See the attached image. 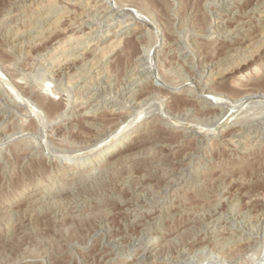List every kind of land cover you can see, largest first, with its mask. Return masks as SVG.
Masks as SVG:
<instances>
[{"label": "rangeland", "instance_id": "obj_1", "mask_svg": "<svg viewBox=\"0 0 264 264\" xmlns=\"http://www.w3.org/2000/svg\"><path fill=\"white\" fill-rule=\"evenodd\" d=\"M263 24L264 0H0V264H264Z\"/></svg>", "mask_w": 264, "mask_h": 264}, {"label": "bare ground", "instance_id": "obj_2", "mask_svg": "<svg viewBox=\"0 0 264 264\" xmlns=\"http://www.w3.org/2000/svg\"><path fill=\"white\" fill-rule=\"evenodd\" d=\"M114 4H115V3H114ZM125 7H126V6H125ZM142 7H143V6H142ZM144 7H145V6H144ZM144 7H143V8H144ZM234 7H235V6H234ZM123 8H124V7H123ZM127 8H128V7H127ZM130 8H131V7H130ZM143 8H142V9H143ZM110 9H111V8H110ZM120 9H121V7H120ZM131 9H132V8H131ZM138 9H139V8H138ZM142 9H141V10H142ZM123 10H124V9H123ZM127 10L129 11V9H127ZM127 10H124V12L127 11ZM145 10H146V9H145ZM129 12H130V11H129ZM131 12H132V11H131ZM134 12H136V11H134ZM134 12H132V13H134ZM143 12H144V10H142V13H143ZM121 13H122V12H121ZM122 14H123V13H122ZM124 14H125V13H124ZM120 15H121V14H120ZM126 15H127V14H126ZM60 16H61V15H60ZM123 16H124V15H123ZM130 16H131V15H130ZM132 16H133V15H132ZM132 16H131V17H132ZM125 17H126V16H125ZM131 17H130V18H131ZM133 17H134V16H133ZM135 18H136V17H135ZM230 18H231V17H230ZM240 18H241V17H240ZM57 19H58V18H57ZM59 19H60V17H59ZM140 19H141V18H140ZM242 19H243V18H242ZM128 21H129V20H128ZM130 21H131V19H130ZM56 22H58V21H56ZM137 22H138V21H137ZM55 25H56V24H55ZM125 25H126V24H125ZM263 25H264V24H263ZM56 26H57V25H56ZM121 26H122V25H121ZM226 26H227V25H226ZM53 28H54V26H53ZM51 29H52V28H51ZM231 29H232V28H231ZM134 30H135V29H134ZM228 31H229V30H228ZM263 31H264V30H263ZM115 33H116V32H115ZM250 33H251V32H250ZM226 34H227V33H226ZM67 37H68V36H67ZM68 38H69V37H68ZM68 38H67V39H68ZM121 38H122V37H121ZM123 38H124V37H123ZM136 38H137V37H136ZM255 38H256V37H255ZM257 38H258V37H257ZM71 39H72V38H71ZM113 39H114V38H113ZM125 39H126V38H125ZM109 40H110V39H109ZM126 40H127V39H126ZM126 40H125V41H126ZM259 40H260V39H259ZM263 40H264V39H263ZM65 41H66V40H65ZM133 41H134V40H133ZM66 42H67V41H66ZM119 42H120V41H119ZM222 42H223V41H222ZM230 42H231V41H230ZM250 42H251V41H250ZM63 43H64V42H63ZM245 43H246V42H245ZM61 44H62V42H61ZM114 44H115V43H114ZM114 44H113V45H114ZM262 44H263V43H262ZM62 45H63V44H62ZM108 45H110V44H108ZM118 45H119V44H118ZM118 45H117V46H118ZM128 45H129V44H128ZM256 45H257V43H256ZM105 46H106V45H105ZM55 47H56V46H55ZM58 47H59V46H57V48H58ZM111 47H112V45H111ZM118 47H119V46H118ZM60 48H61V47H60ZM62 48H63V47H62ZM104 48H105V47H104ZM108 48H109V47H108ZM113 48H114V47H113ZM238 48H240V47L238 46ZM113 50H114V49H113ZM254 50H255V48H254ZM256 50H259V49H256ZM114 51H115V50H114ZM244 52H245V51H244ZM108 53H109V52H108ZM254 53H255V52H254ZM139 54H140V53H139ZM244 55H245V54H244ZM140 56H141V54H140ZM228 58H229V57H228ZM137 59H138V58H137ZM239 60H241V59H239ZM239 62H240V61H239ZM245 62H246V61H245ZM240 64H241V63H240ZM244 64H245V63H244ZM233 65H234V64H233ZM233 65H232V67H233ZM234 66H236V65H234ZM243 66H244V65H243ZM251 66H252V65H251ZM232 67H231V68H232ZM238 67H239V66H238ZM3 69H4V68H3ZM213 69H214V68H213ZM217 69H218V68H217ZM256 69H257V68H256ZM157 70H158V69H157ZM232 70H233V69H232ZM232 70H231V71H232ZM160 71H161V70H160ZM229 71H230V70H229ZM250 71H251V69H250ZM253 71H256V72H257L258 69L255 70V68H254V69H252V72H253ZM7 72H9V71H7ZM217 72H218V71H217ZM248 72H249V71H248ZM252 72H251V73H252ZM157 73H159V71H158ZM166 73H167V72H166ZM222 73L224 74V72H222ZM251 73H249V75H251ZM220 74H221V72H220ZM253 74H254V73H253ZM255 74H256V73H255ZM164 75H165V73H164L162 76H164ZM168 75H169V74H168ZM211 75H212V74H211ZM4 76H5V75H4ZM4 76H3V77H4ZM166 76H167V75H166ZM234 76H235V75H234ZM256 76H257V75H256ZM3 77L1 76V79H2ZM167 77H168V76H167ZM223 77H224V76H223ZM244 77H245L244 79H245V81H246V78H247L248 76L246 77V75H245ZM163 78H164V77H163ZM163 78H162V80H163ZM170 78H171V77H170ZM199 78H200V76H199ZM216 78H217V77H216ZM242 78H243V75H242V76H241V75H238V77H237V79H236L237 82L240 83V81L242 80ZM248 78H249V77H248ZM251 78H252V77H251ZM4 79H5V78H3V80H4ZM7 79H8V78H7ZM11 79H12V78H11ZM14 79H15V78H14ZM164 79H165V78H164ZM166 79H167V78H166ZM166 79H165V80H166ZM230 79H231V78H230ZM230 79H229V82H230ZM3 80H2V81H3ZM165 80H163V81L165 82ZM168 80H169V79H168ZM168 80H167V81H168ZM236 80L234 79V81H235V83H234L235 86H236L237 84H239V83L236 82ZM239 80H240V81H239ZM11 81H12V80H11ZM15 81H16V80H15ZM169 81H170V80H169ZM205 81H206V80H205ZM4 82H5V81H4ZM12 82H13V81H12ZM164 82H163V83H164ZM173 82H174V81H173ZM226 82H227V81H226ZM247 82H248V80H247ZM247 82H246V83H247ZM2 83H3V82H2ZM166 83H167V82H166ZM174 83H175V82H174ZM231 83H232V82H231ZM19 84H20V83H19ZM46 84H47V83H46ZM169 84H170V82H169ZM234 84H233V85H234ZM241 84H242V83H241ZM243 84H244V83H243ZM249 84H250V83H249ZM2 85H3V84H2ZM176 85H177V84H176ZM228 85H229V84H228ZM231 85H232V84H231ZM244 85H245V84H244ZM6 86H7V85H6ZM19 86H23L22 83H21V85H19ZM44 86H45V85H44ZM168 86H169V85H168ZM241 86H242V85H241ZM245 86H246V85H245ZM16 87H18V86H16ZM49 87H50V86H49ZM148 87H149V86H148ZM154 87H155V86H154ZM227 87H228V86H227ZM229 87H230V86H229ZM236 87H237V86H236ZM238 87H240V86H238ZM30 88H31V87H30ZM32 88H33V87H32ZM50 88H51V87H50ZM240 88H241V87H240ZM254 88H255V87H254ZM33 89H34V88H33ZM188 89H189V88H188ZM188 89H187V90H188ZM231 89H232V88H231ZM12 90H14V89H12ZM19 90H21V89H19ZM51 90H52V89H51ZM128 90H129V89H128ZM134 90H135V89H134ZM150 90H151V89H150ZM193 90H194V89H193ZM232 90H233V89H232ZM14 91H15V90H14ZM248 91H249V90H248ZM15 92H16V91H15ZM50 92H51V91H50ZM87 92H88V91H87ZM109 92H110V91H109ZM109 92H108V93H109ZM152 92H153V91H152ZM157 92H158V91H157ZM240 92H241V90H240ZM97 93H98V92H97ZM144 93H145V92H144ZM155 93H156V91H155ZM196 93H197V92H196ZM196 93H195V94H196ZM210 93H211V91H210ZM213 93H214V92H213ZM236 93H237V92H236ZM250 93H251V92H250ZM262 93H263V92H262ZM55 94H56V93H55ZM91 94H92V93H91ZM117 94H118V93H117ZM156 94H157V93H156ZM214 94H215V93H214ZM240 94H241V93H240ZM257 94H258V93H257ZM18 95H19V94H18ZM151 95H152V94H151ZM198 95H199V93H198ZM204 95H205V94H204ZM206 95H207V94H206ZM218 95H219V94H218ZM235 95H236V94H235ZM259 95H261V94H259ZM39 96H40V95H39ZM98 96H99V95H98ZM143 96H144V94H143ZM147 96H148V95H147ZM147 96H146V97H147ZM163 96H164V95H163ZM216 96H217V95H216ZM250 96H251V95H250ZM42 97L45 98L44 96H42ZM48 97H49V96H48ZM52 97H53V95H52ZM111 97H112V96H111ZM118 97H119V96H118ZM140 97H141V96H140ZM146 97H145V98H146ZM211 97H212V96H211ZM218 97H219V96H218ZM235 97H236V96H235ZM247 97H248V96H247ZM251 97H252V96H251ZM260 97H261V96H260ZM22 98H23V97H22ZM38 98H39V97H38ZM40 98H41V97H40ZM98 98H99V97H98ZM164 98H165V97H164ZM212 98H213V97H212ZM221 98H222V97H221ZM45 99H46V98H45ZM127 99H128V97H127ZM138 99H139V98H138ZM231 99H232V98H231ZM231 99H230V100H231ZM236 99H237V98H236ZM241 99H242V98H241ZM261 99H262V98H261ZM89 100H90V99H89ZM122 100H123V99H122ZM122 100H121V101H122ZM24 101H25V99H24ZM24 101H23V103H26V102H27V100H26V102H24ZM50 101H51V100H50ZM52 101H53V100H52ZM132 101H133V100H132ZM214 101L217 103L218 100L215 99ZM14 102H15V101H14ZM41 102H42V101H41ZM48 102H49V101H48ZM57 102H58V101H57ZM73 102H74V101H73ZM77 102H78V101H77ZM93 102H94V101H93ZM235 102H236V101H235ZM235 102H234V104H237V103H235ZM46 103H47V102H45V104H46ZM52 103H53V102H52ZM52 103H51V104H52ZM81 103H82V102H81ZM89 103H90V102H89ZM100 103H101V102H100ZM103 103H104V102H103ZM127 103H128V102H127ZM138 103H140V102H138ZM33 104H34V103H33ZM49 104H50V103H49ZM51 104H50V105H51ZM67 104H68V103H67ZM73 104H74V103H73ZM97 104H98V103H97ZM128 104H130V103H128ZM136 104H137V103H136ZM213 104H214V103H213ZM228 104H229V102H228ZM29 105H31V107H32V103H31V102H30ZM93 105H94V104H93ZM108 105H109V104H108ZM137 105H138V104H137ZM249 105H250V104H249ZM25 106H26V108H28L27 105H25ZM39 106H40V105H39ZM43 106H44V105H43ZM57 106H58V105H57ZM63 106H64V105H63ZM71 106H72V105H71ZM229 106H230V105H229ZM231 106H232V105H231ZM7 107H8V106H7ZM31 107L29 106V109H31ZM35 107H36V106L33 105L32 108L34 109ZM47 107H48V109H50L49 106H46V109H47ZM74 107H76V106L74 105ZM79 107H80V106H79ZM81 107H82V106H81ZM86 107H87V106H86ZM166 107H167V106H166ZM236 107H237V105H236ZM23 108H24V107H23ZM36 108H37V107H36ZM67 108H68V107H67ZM84 108H85V107H84ZM97 108H98V107H97ZM192 108H193V107H192ZM237 108H238V107H237ZM3 109H4V108H3ZM15 109H16V108H15ZM33 109H31V110H33ZM48 109H47V110H48ZM53 109H55V111H56V108H53ZM61 109H62V106H61ZM93 109H94V108H93ZM103 109H104V108H103ZM187 109H188V108H187ZM34 110H35V109H34ZM34 110H33V111H34ZM36 110H37V109H36ZM108 110H109V109H108ZM110 110H111V109H110ZM110 110H109V111H110ZM132 110H133V109H132ZM184 110H185V109H184ZM213 110H214V109H213ZM213 110H212V111H213ZM17 111H18V110H17ZM17 111H16V112H17ZM27 111H28V109H27ZM38 111L41 112L40 110H38ZM51 111H52V110H50V112H51ZM63 111H64V110H63ZM63 111H62V112H63ZM82 111H83V110H82ZM85 111H86V110H85ZM90 111H91V110H90ZM185 111H186V110H185ZM202 111H203V110H202ZM218 111H219V110H218ZM36 112H37V111H36ZM36 112H33V113H36ZM47 112H48V111H47ZM53 112H54V110H53ZM57 112H58V111H56L55 113H57ZM78 112H79V111H78ZM94 112H95V111H94ZM120 112H121V111H120ZM125 112H126V111H125ZM131 112H132V111H131ZM131 112H130V113H131ZM262 112H263V111H262ZM23 113H24V112H23ZM29 113L31 114L30 110H29ZM43 113H44V112H43ZM191 113H192V112H191ZM214 113H215V112H214ZM24 114H25V113H24ZM37 114L40 115V114H42V113H38V112H37ZM63 114H65V111H64ZM63 114H62V115H63ZM83 114H84V113H83ZM85 114H86V113H85ZM102 114H103V111H102ZM104 114H105V113H104ZM111 114H112V113H111ZM114 114H115V113H114ZM160 114H161V113H160ZM164 114H165V112H164ZM21 115H22V114H21ZM88 115H89V114H88ZM105 115H106V114H105ZM208 115H209V114H208ZM215 115H216V114H215ZM33 116H34V115H33ZM36 116H37V115H36ZM36 116H35V117H36ZM40 116H41V115H40ZM40 116H39V117H40ZM51 116H52V115H51ZM102 116H103V115H102ZM109 116H110V115H109ZM123 116H124V115H123ZM129 116H130V115H129ZM160 116H161V115H160ZM216 116H217V115H216ZM216 116H214V117H216ZM223 116H224V115H223ZM223 116H221V117H223ZM37 117H38V116H37ZM42 117H43V114H42L41 118H42ZM54 117H55V116H54ZM62 117H63V116H62ZM96 117H97V116H96ZM96 117H95V118H96ZM114 117H115V116H114ZM119 117H120V116H119ZM161 117H162V116H161ZM63 118H64V117H63ZM85 118H86V117H85ZM89 118H90V117H89ZM89 118H88V119H89ZM93 118H94V117H93ZM100 118H101V117H100ZM100 118H99V119H100ZM116 118H117V117H116ZM141 118H142V117H141ZM218 118H219V117H218ZM17 119H18V118H17ZM44 119H45V118H44ZM110 119H111V118H110ZM129 119H130V118H129ZM3 120H4V119H3ZM67 120H68V119H67ZM95 120H96V119H95ZM125 120H126V119H125ZM262 120H263V119H262ZM18 121H19V120H18ZM30 121H31V120H30ZM40 121H41V120H40ZM84 121H85V120H84ZM98 121H99V120H98ZM183 121H184V120H183ZM215 121H216V120H215ZM220 121H221V120H220ZM222 121H223V120H222ZM222 121H221V122H222ZM224 121H225V119H224ZM226 121H227V118H226ZM1 122H2V121H1ZM19 122H20V121H19ZM19 122H18V123H19ZM44 122H45V121H44ZM51 122H52V121H51ZM100 122H101V121H100ZM125 122H126V121H125ZM130 122H131V121H130ZM140 122H141V121H140ZM174 122H175V121H174ZM188 122H189V121H188ZM216 122H218V121H216ZM216 122H215V123H216ZM5 123H6V122H5ZM24 123H25V122H24ZM83 123H84V122H83ZM102 123H103V122H102ZM105 123H106V122H105ZM111 123H112V122H111ZM116 123H117V122H116ZM127 123H128V122H127ZM218 123H219V122H218ZM228 123H229V122H226V123L223 124V125L221 124L220 127H223V126L227 125ZM26 124H27V123H26ZM26 124H25V125H26ZM29 124H30V123H29ZM123 124H124V123H123ZM123 124H122V125H123ZM129 124H130V123H129ZM191 124H192V123H191ZM253 124H254V123H253ZM259 124H261V123H259ZM21 125H22V127H23V124H21ZM21 125H19V127H20ZM101 125H102V124H101ZM125 125H126V123H125ZM127 125H128V124H127ZM127 125H126V126H123V128L121 129V132L127 128ZM250 125H251V124H250ZM250 125H249V126H250ZM3 126H4V125H3ZM32 126H33V125H32ZM194 126H195V125H194ZM215 126H216V124H215ZM262 126H263V125H262ZM22 127H21V128H22ZM50 127H51V126H50ZM62 127H63V126H62ZM66 127H67V126H66ZM98 127H99V126H98ZM120 127H121V126H120ZM134 127H135V126H134ZM192 127H193V125H192ZM21 128H20V129H21ZM26 128H27V127H26ZM28 128H29V127H28ZM32 128H33V127H32ZM32 128H31V129L29 128V130L32 131ZM45 128H46V127H45ZM53 128H55V127H53ZM24 129H25V128H24ZM33 129H34V128H33ZM64 129H65V128H64ZM75 129H76V128H75ZM113 129H114V128H113ZM118 129H119V128H118ZM201 129H202V128H201ZM209 129H210V128H209ZM249 129H250V128H249ZM1 130H2V129H1ZM7 130H8V129H7ZM7 130H6V131H7ZM16 130H17V129H16ZM86 130H87V129H86ZM195 130H196V129H195ZM199 130H200V128H199ZM204 130H205V129H203L202 131L204 132ZM206 130H207V129H206ZM214 130H216V129H214ZM214 130H213V131H214ZM240 130H241V129H240ZM17 131H18V130H17ZM19 131L21 132V130H19ZM31 131H30V132H31ZM34 131H35V129L33 130V132H34ZM52 131H53V130H52ZM76 131H77V130H76ZM127 131H128V130H127ZM127 131H125V132L119 134L118 136L114 137V140H113L112 142H110V144H106V145L103 146V144H102L103 142H102V143L97 144L96 146L92 147L91 150L89 149L90 152H91V151H94V148H96V149H95L96 151H94V152L88 154V155L86 156V158H87V159H91V158H93V157H95V156H96V158H100V157H103V156H105V155H108L109 152L112 151L113 149H115V147L117 146V142L115 143L114 141H116V140H117L118 138H120V137H122V139H120V143H121V145L126 144V143H123V140L126 139L125 137L127 136V134H126ZM209 131H210V130H209ZM209 131H208V132H209ZM211 131H212V127H211ZM12 132H13V131H12ZM12 132H11V133H12ZM74 132H75V131H74ZM87 132H89V128H88V131H87ZM90 132H92V131H90ZM183 132H184V131H183ZM200 132H201V130H200ZM48 133H49V132H48ZM48 133H47V135H48ZM52 133H53V132H52ZM52 133H51V134H52ZM115 133H116V132H115ZM115 133H113V134H115ZM256 133H257V132H256ZM12 134H13V133H12ZM27 134H28V133H27ZM49 134H50V133H49ZM51 134H50V135H51ZM113 134H112V135H113ZM204 134H205V133H204ZM207 134H208V133H207ZM214 134H215V133H214ZM1 135H3V134H1ZM52 135H53V134H52ZM76 135H77V134H76ZM86 135H87V134H86ZM86 135H85V136H86ZM104 135H105V134H104ZM116 135H117V133H116ZM48 136H49V135H48ZM102 136H103V135H102ZM110 136H111V135H110ZM110 136H109V137H110ZM114 136H115V135H114ZM206 136H207V135H206ZM0 137H1V136H0ZM6 137H7V136H6ZM20 137H21V136H20ZM22 137H23V136H22ZM22 137H21V138H22ZM25 137H26V136H25ZM57 137H58V135H57ZM62 137H63V136H62ZM107 137H108V136H107ZM58 138H59V137H58ZM39 139H40V138H39ZM49 139H50V138H49ZM53 139H54V138H53ZM55 139H56V138H55ZM59 139H60V138H59ZM107 139H108V138H107ZM0 140H2V139H0ZM21 140H22V139H21ZM92 140H93V139H92ZM105 140H106V139H105ZM118 140H119V139H118ZM17 141H18V140H17ZM54 141H55V140H54ZM66 141H67V140H66ZM68 141H69V140H68ZM197 141H198V140H197ZM254 141H256V140H254ZM32 142H33V141H32ZM94 142H95V141H94ZM96 142H97V141H96ZM113 142H114V144L111 145ZM200 142H201V141H200ZM8 143H9V142H8ZM48 143H49V142H48ZM59 143H60V142H59ZM62 143H63V142H62ZM64 143H65V142H64ZM211 143H212V142H211ZM28 144H30V142H29ZM60 144H61V143H60ZM60 144H58V145H60ZM85 144H86V143H85ZM14 145H15V144H14ZM52 145H53V144H52ZM119 145H120V144H119ZM119 145H118V146H119ZM207 145H208V144H207ZM62 146H63V145H62ZM67 146H68V145H67ZM69 146H70V145H69ZM86 146H87V144H86ZM199 146H200V145H199ZM252 146H253V145H252ZM254 146H255V145H254ZM141 147H142V146H141ZM204 147H205V146H204ZM62 148H64V146H63ZM76 148H77V147H76ZM70 149H71V148H70ZM52 150H53V149H52ZM259 151H260V150H259ZM75 153H76V152H75ZM25 154H26V153H25ZM25 154H24V155H25ZM95 154H96V155H95ZM190 155H191V154H190ZM21 156H22V155H21ZM186 156H187V155H186ZM5 157H6V156H5ZM73 157H74V156H73ZM188 157H189V156H188ZM26 158H27V157H26ZM75 158H76V157H75ZM62 160H63V159H62ZM76 160H77V159H76ZM102 160H103V159H102ZM29 161H30V160H29ZM91 161H92V160H91ZM7 163H8V162H7ZM83 164H84V163H83ZM85 164H86V163H85ZM54 171H55V170H54ZM153 172H154V171H153ZM169 172H170V171H169ZM156 173H158V172H156ZM166 174H167V173H166ZM156 175H157V174H156ZM181 175H182V173H181ZM143 176H144V175H143ZM163 176H164V175H163ZM182 176H183V175H182ZM142 180H143V179H142ZM90 181H91V180H90ZM94 181H96V180H94ZM173 181H174V180H173ZM87 182H88V181H87ZM147 184H148V183H147ZM201 184H202V183H201ZM86 185H87V184H86ZM84 187H85V186H84ZM178 187H179V186H178ZM175 188H176V187H175ZM55 196H56V195H55ZM90 196H91V195H90ZM28 199H29V198H28ZM38 199H39V198H38ZM50 200H51V199H50ZM52 200H53V199H52ZM27 201H28V200H27ZM56 201H57V200H56ZM49 203H50V202H49ZM56 203H57V202H56ZM88 203H89V202H88ZM35 204H36V203H35ZM66 204H67V203H66ZM24 205H25V204H24ZM38 205H39V204H38ZM172 205H173V204H172ZM45 206H46V205H45ZM23 207H24V206H23ZM50 207H51V206H50ZM22 209H24V208H22ZM69 209H70V208H69ZM33 210H34V209H33ZM37 210H38V209H37ZM64 210H65V209H64ZM8 211H10V210H8ZM81 213H82V212H81ZM172 213H173V212H172ZM79 214H80V213H79ZM220 215H221V214H220ZM22 217H23V216H22ZM22 217H21V218H22ZM36 217H37V216H36ZM50 217H51V216H50ZM58 217H59V216H58ZM74 217H75V216H74ZM79 217H80V216H79ZM220 217H221V216H220ZM263 217H264V216H263ZM53 218H54V217H53ZM135 218H136V217H135ZM58 219H59V218H58ZM219 219H220V218H219ZM32 222H33V221H32ZM48 222H49V221H48ZM49 223H50V222H49ZM32 225H33V224H32ZM27 227H28V226H27ZM207 228H208V227H207ZM144 230H145V229H144ZM210 230H211V229H210ZM141 232H142V231H141ZM144 234H145V233H144ZM202 237H203V236H202ZM17 239H18V238H17ZM206 239H207V238H206ZM202 242H203L202 239L199 240V241H196V243H202ZM236 242H237V241H236ZM188 244H189V243H188ZM27 247H28V246H27ZM196 247H197V246H196ZM29 248H30V247H29ZM183 248H184V247H183ZM189 248H190V247H189ZM192 248H193V247H192ZM186 249H187V248H186ZM190 249H191V248H190ZM199 249H200V248H199ZM238 249H239V248H238ZM9 250H10V249H9ZM27 250H28V249H27ZM148 250H149V249H148ZM181 250H182V249H181ZM196 250H197V249H196ZM239 250H240V249H239ZM237 251H238V250H237ZM182 252H183V251H182ZM233 252H235V251H233ZM140 253H141V252H140ZM177 253H178V252H177ZM176 255H177V254H176ZM182 255H183V254H182ZM188 256H189V255H188ZM188 256H187V257H188ZM187 257H186V258H187ZM189 259H190V258H189ZM177 261H178V260H177ZM178 262H179V261H178ZM175 263H176V262H175ZM181 263H182V262H181ZM178 264H180V263H178Z\"/></svg>", "mask_w": 264, "mask_h": 264}]
</instances>
